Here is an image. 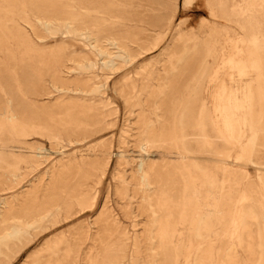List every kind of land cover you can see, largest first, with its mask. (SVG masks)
Segmentation results:
<instances>
[{
  "label": "rangeland",
  "instance_id": "374dc122",
  "mask_svg": "<svg viewBox=\"0 0 264 264\" xmlns=\"http://www.w3.org/2000/svg\"><path fill=\"white\" fill-rule=\"evenodd\" d=\"M184 1L0 0V120L11 108L23 121L0 134V237L19 230L0 239V264H163L156 176L185 159L165 118L174 120L177 90L201 69L217 132H204L194 200L214 212L223 196L212 178L233 168L258 186L264 204V0ZM222 1L237 4L232 17ZM205 17L210 26L199 27ZM235 78L238 95L219 105L217 93L225 96ZM234 198L231 232L215 225L203 236L208 264H226L230 249L240 264H264V232L258 248L241 239L249 194ZM184 218L176 225L181 248L197 238ZM196 255L180 264H195Z\"/></svg>",
  "mask_w": 264,
  "mask_h": 264
},
{
  "label": "bare ground",
  "instance_id": "6f19581e",
  "mask_svg": "<svg viewBox=\"0 0 264 264\" xmlns=\"http://www.w3.org/2000/svg\"><path fill=\"white\" fill-rule=\"evenodd\" d=\"M227 1H225L224 4H223V1H222V4H221L222 7L221 8H222L223 11L224 10H227L228 13H226V15H227V17H230L231 16L230 14L233 11H235L238 7H236L237 4H235L234 2H231V3L226 4ZM233 1H235V0H233ZM259 1H261V0H259ZM210 2H212V1H210ZM183 3H184L183 7L185 8V7H188L192 2H191V0H185ZM255 5H257V4H255ZM244 6L246 7V5H244ZM207 7H208L207 10L209 12V16L216 17L217 15L214 12L217 10L216 8H218V6L217 7L216 6L215 7H211V5H210V6H207ZM259 10H261V9H259ZM255 12H256V10H255ZM216 13H217V11H216ZM249 13H250V11H249ZM237 14H238V12H237ZM255 14L257 15L258 13H255ZM238 17H240V16H238ZM244 17L245 16H243L242 18H244ZM222 18H223V16H222ZM224 18H226V17H224ZM257 18H258V16H257ZM262 18H263V16H262ZM259 20H260V18H259ZM245 21L246 22L244 24L246 25L247 29L250 31V34L248 35V37H251L249 39V41H250L249 42V45H250L251 41L255 38L254 35L256 34V33H254L256 31L255 30L256 16L253 15V13H252V15L250 17H248V19H246ZM260 21H262V20H260ZM210 22H211L210 19L208 17H205V18H203L201 20V22L199 24V27H202V28L203 27H209L210 26ZM239 22H240V20H239ZM242 22H243V19H242ZM46 23L47 22H45V24ZM232 23H234V22H232ZM47 24L48 25L49 24H52V22H48ZM47 28L49 29V27H47ZM67 29L69 30V28H67ZM72 29H73V27H72ZM212 29H214V28H212ZM261 30H258V28H257V31H261ZM52 31H50V32H52ZM54 31H56V30H54ZM4 33H6V32H4ZM77 33H75V34H77ZM195 33L197 34L198 32H195ZM262 33L260 35H262ZM70 34H73V33H70ZM200 34H201V32H200ZM235 34L236 33L234 31L232 32V30L230 32H226L227 40L234 38ZM7 37H9V36H7ZM112 37H113V35H112ZM262 37H263V35H262ZM262 37H261V39H262ZM87 38H88V36H87ZM256 39H255V41H256ZM90 40H91V38H90ZM93 40L91 42H93ZM7 41H9V40H7ZM116 41L117 40H115V42ZM201 41H202V39H201ZM262 41H263V39H262ZM243 42H245V41H243ZM246 44H247V42H246ZM93 45L95 46V44H93ZM247 46L248 45H246V47ZM107 47H109V46H107ZM198 48H199V46H198ZM64 50H65V46H64ZM260 50H262V52L264 53V47H262V49H260ZM125 51H126V49H125ZM104 53H105V51H104ZM251 53L252 52H250L249 49L248 50L246 49L245 55H247V57L251 58L253 56L252 55L250 57ZM115 55H114V57H115ZM108 56H110V55H108ZM118 57H120V56H118ZM128 58H130V57H128ZM84 60H86V59H84ZM108 62L112 63V62H114V59H110V60H108ZM204 63L206 64V61ZM114 64H116V63H114ZM96 67H97V65H96ZM112 68H114V67L112 66ZM175 69H176V67H175ZM207 78H208V70L205 71L204 69H201L199 72H197L189 80V82L186 85H184L183 87H181L180 89H178L177 90V93L175 95L174 108L171 111V113L175 116V118H174L173 121H170L169 119L165 118L167 120V122L169 123L168 126H169V129H170L169 130L170 133L173 134V136H174L175 139L177 138V139L181 140V142L183 143V149H182V153L181 154H183V156H184L185 159L183 158L184 161L182 162V164H180V165H178V164L177 165H173L174 167L172 169H170V170L167 171L168 172L167 175L157 174V176H156L157 183H158L157 186H158V188H161V190H159L160 196H159V200H158V204H157V208L158 209L157 208L154 209L153 212H155V213L158 212V214L160 213L161 217L164 218L163 222L165 221L164 222V225H163L164 226L163 232L161 230V232L163 234L162 235V243H163L162 253L164 255V263L163 264H180L183 258H185L186 260H188L187 258L191 255V253L194 252L195 248L197 249V255H196L197 258H196V263L195 264H208V258H209L210 254H211L212 249L209 252L208 248L211 247V245L208 244V242H206V240L204 239L203 236L205 234H207L208 230L212 229L215 225H219V228L221 230H224V231L227 230L228 232H231V229L233 228L234 223H235V214H236V211L238 209V207L236 205V199L234 197L237 194H240L244 189H245V192H247L249 194V200H248L249 202L245 206L243 224L241 226V239H242L243 245L244 246H248V247L255 248L257 245L260 244V239L262 238V235H263V232H264V229H263V225H264V204L261 202L260 190H259L258 186L255 183H253L252 181H247L248 179H245V177L242 174L243 172H239L238 171L239 169H233L232 168L229 171H225V172H222V173L221 172L220 173H217L212 178V180H214V183L215 182H216V184L220 183V184H218L215 187V189L218 188L219 189V193H221L222 196H223V198L219 202V204L216 207V209H214L215 210L214 212H210L206 206H201L199 204V202H197V200L196 201L194 200V198H195L194 197V189L197 187L196 181H197L198 177L200 175H202L201 173L203 172V167H202L203 161H202V157L201 156H202V154L208 152V148H207V145L205 143L204 134L206 133L207 130H208V132L209 131L217 132L216 127H215V124H214V115H213L214 112L212 111L211 100H208V103H206V101H205L206 97L208 96V87H206V84H205ZM105 81H106V79H105ZM105 83H103V84H105ZM238 84L239 83H238V81L235 78V82L230 84L231 87L229 88V91L226 93L225 96L222 93V89H221V91L219 93H217V95H219V98H218V101H217L219 105H222L226 101L225 100V97L228 96V94L238 95V92H237V90L239 88ZM227 85H228V83H227ZM233 86L237 87V89H234ZM213 96H215V92H214ZM207 105H208V107H207ZM9 113H11V117L8 116ZM216 115L218 116V119L220 120L221 123L224 124L226 122V120L224 119V117L220 114V110L218 109V107L216 108ZM1 116H2V119L0 120V134L6 129V126H7V123L8 122H10L13 125H18V124H20V123L23 122V121H21L19 119V117L15 114V112L11 108H7L5 114H2ZM257 125H258V122H257ZM263 128H264V126H263ZM13 132H14V130H13ZM224 132H225V130H224ZM167 138H169V137H167ZM258 140H259V138H258ZM207 143H209V142H207ZM179 144H180V142H179ZM233 145L234 146H239L235 142L233 143ZM221 146L219 148H221ZM213 149H212V152H214ZM145 151H147V150L145 149ZM220 154H221V152H220ZM1 156H2V151H0V157ZM215 157H217V156H215ZM32 160H33V158H32ZM242 168H244V167H242ZM189 207H191V209ZM180 216L185 217L184 219L189 221V223H190V230H191L190 232H191V234H193V236L197 237L196 240H194L191 243L188 240V242L190 243V246H185L183 248H181L180 246H178V244L176 243V225L179 222L178 219H179ZM160 228H161V226H160ZM158 232H159V230H158ZM14 234H18L19 235V230H18V228L16 226H14L12 230L8 231V233L6 235H3L2 237H0V239L3 240L7 236H13ZM232 248H234V247H232ZM256 248H258V247H256ZM233 253H234V249H230L229 252H228V258H227V260L225 259L226 264H240L238 262V259L235 256L232 255ZM151 260H153V259H151ZM122 261H123V259H122Z\"/></svg>",
  "mask_w": 264,
  "mask_h": 264
}]
</instances>
